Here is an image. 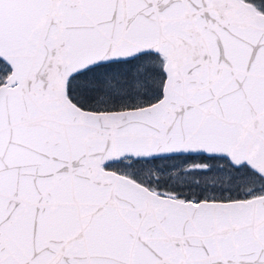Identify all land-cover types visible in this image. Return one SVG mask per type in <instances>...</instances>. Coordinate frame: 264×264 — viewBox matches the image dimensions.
Here are the masks:
<instances>
[{"label":"snow or ice","instance_id":"obj_1","mask_svg":"<svg viewBox=\"0 0 264 264\" xmlns=\"http://www.w3.org/2000/svg\"><path fill=\"white\" fill-rule=\"evenodd\" d=\"M0 264H264V0H0Z\"/></svg>","mask_w":264,"mask_h":264}]
</instances>
